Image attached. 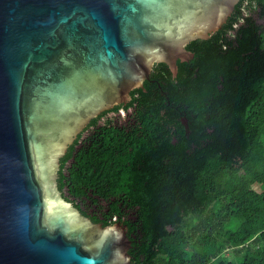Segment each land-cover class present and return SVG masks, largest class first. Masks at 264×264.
Masks as SVG:
<instances>
[{
    "label": "water",
    "instance_id": "1",
    "mask_svg": "<svg viewBox=\"0 0 264 264\" xmlns=\"http://www.w3.org/2000/svg\"><path fill=\"white\" fill-rule=\"evenodd\" d=\"M243 6L0 0V264H134L158 147L144 82L185 117L180 95L218 90L253 51L264 8Z\"/></svg>",
    "mask_w": 264,
    "mask_h": 264
},
{
    "label": "trees",
    "instance_id": "2",
    "mask_svg": "<svg viewBox=\"0 0 264 264\" xmlns=\"http://www.w3.org/2000/svg\"><path fill=\"white\" fill-rule=\"evenodd\" d=\"M259 7L244 0L240 12ZM253 46L222 64L221 88L178 97L183 118L144 82L139 106L157 114L158 147L146 157L134 264H264V28Z\"/></svg>",
    "mask_w": 264,
    "mask_h": 264
},
{
    "label": "rangeland",
    "instance_id": "3",
    "mask_svg": "<svg viewBox=\"0 0 264 264\" xmlns=\"http://www.w3.org/2000/svg\"><path fill=\"white\" fill-rule=\"evenodd\" d=\"M254 189H255L256 191H259V188H258V186H254ZM224 256H226V257L230 258V257H231V253H229V252H226V254H225Z\"/></svg>",
    "mask_w": 264,
    "mask_h": 264
}]
</instances>
